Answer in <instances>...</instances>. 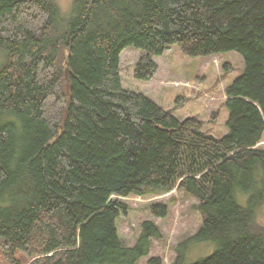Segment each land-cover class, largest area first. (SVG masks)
Here are the masks:
<instances>
[{
    "label": "trees",
    "instance_id": "obj_1",
    "mask_svg": "<svg viewBox=\"0 0 264 264\" xmlns=\"http://www.w3.org/2000/svg\"><path fill=\"white\" fill-rule=\"evenodd\" d=\"M172 46L191 58H242V76L225 89L222 137L122 88L124 49L142 52L134 78L145 82ZM263 135L264 0H73L69 17L52 0H0L7 264H19L18 255L32 264H137L161 232L142 222L135 245L125 247L115 220L126 206L112 199L174 188L198 202L202 222L175 246L172 264H264ZM150 210L168 213L162 204ZM199 245L214 251L201 256Z\"/></svg>",
    "mask_w": 264,
    "mask_h": 264
},
{
    "label": "rangeland",
    "instance_id": "obj_2",
    "mask_svg": "<svg viewBox=\"0 0 264 264\" xmlns=\"http://www.w3.org/2000/svg\"><path fill=\"white\" fill-rule=\"evenodd\" d=\"M52 1L58 5L62 16L69 17L73 0ZM66 55L64 51L61 59L65 91ZM141 55L142 52L133 48H126L120 53V79L125 91L143 95L178 120L196 117L202 122V130L214 137L219 138L226 133L224 124L228 113L224 101L228 97L225 89L244 71L243 60L237 53L191 58L177 46H172L154 59L157 71L152 79L145 82L134 78L135 65ZM56 107L57 102L53 105L52 114L57 110ZM258 145L264 148V135ZM112 200L126 206V212L116 220L118 237L125 247L132 248L135 245L142 222L152 221L161 232V239L152 241L148 255L137 264H148L151 259H156L160 264H172L175 246L194 235L202 222L196 208L198 202L176 188L160 197L131 195L126 198L113 197ZM241 202L244 203L243 200ZM159 204L168 209L164 218H155L151 214L150 207ZM260 222L264 223V207L260 212ZM199 246L203 247L197 251L201 256H209L214 251L213 245L209 251V246ZM193 251L194 248L190 256H195ZM8 258V250L1 245L0 264H7ZM15 259L19 264H32L22 255Z\"/></svg>",
    "mask_w": 264,
    "mask_h": 264
},
{
    "label": "water",
    "instance_id": "obj_3",
    "mask_svg": "<svg viewBox=\"0 0 264 264\" xmlns=\"http://www.w3.org/2000/svg\"><path fill=\"white\" fill-rule=\"evenodd\" d=\"M71 74V72L69 71V69L65 70V79H66V91L69 92V75Z\"/></svg>",
    "mask_w": 264,
    "mask_h": 264
},
{
    "label": "bare ground",
    "instance_id": "obj_4",
    "mask_svg": "<svg viewBox=\"0 0 264 264\" xmlns=\"http://www.w3.org/2000/svg\"><path fill=\"white\" fill-rule=\"evenodd\" d=\"M65 70H66V69H65ZM66 93L69 94V92H67V91H66ZM258 146H259V145H257V147H258ZM164 195H165V194H164ZM159 197H160V196H159ZM115 221H116V220H115Z\"/></svg>",
    "mask_w": 264,
    "mask_h": 264
}]
</instances>
